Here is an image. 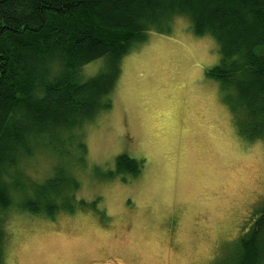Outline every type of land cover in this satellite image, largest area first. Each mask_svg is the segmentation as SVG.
<instances>
[{"label":"rangeland","instance_id":"1","mask_svg":"<svg viewBox=\"0 0 264 264\" xmlns=\"http://www.w3.org/2000/svg\"><path fill=\"white\" fill-rule=\"evenodd\" d=\"M220 63L217 41L185 17L127 54L111 108L87 126L77 197L90 206L54 221L16 214L5 264H236L239 238L264 208V139L236 130L232 93L206 74ZM52 146L33 162L39 179ZM121 154L142 163L138 176L108 175Z\"/></svg>","mask_w":264,"mask_h":264},{"label":"trees","instance_id":"2","mask_svg":"<svg viewBox=\"0 0 264 264\" xmlns=\"http://www.w3.org/2000/svg\"><path fill=\"white\" fill-rule=\"evenodd\" d=\"M180 17L217 41L221 63L206 74L232 93L238 133L264 139V0H0V264L16 214L54 221L90 206L77 197L87 126L111 108L124 57L151 32L172 33ZM102 58L106 67L86 78ZM48 145L52 169L39 179L33 162ZM141 169L121 154L108 175ZM250 225L236 264H264V208Z\"/></svg>","mask_w":264,"mask_h":264}]
</instances>
